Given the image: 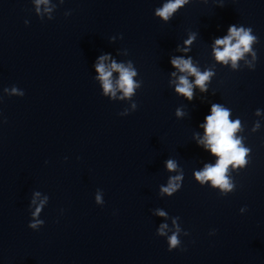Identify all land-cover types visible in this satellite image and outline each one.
Here are the masks:
<instances>
[{
  "label": "clouds",
  "instance_id": "9594fccd",
  "mask_svg": "<svg viewBox=\"0 0 264 264\" xmlns=\"http://www.w3.org/2000/svg\"><path fill=\"white\" fill-rule=\"evenodd\" d=\"M187 0H168L167 3L163 4L162 7L155 10V15L162 18L164 21H168L171 14L174 13L178 8H181ZM63 3V0H61ZM37 12H39V5L48 4V0H36ZM46 11H51L50 8H46ZM69 13H66L68 15ZM27 24L28 22L25 21ZM233 41H235L233 43ZM258 43V38L253 35L252 28L240 26L237 27L236 24L230 25L228 27V35L222 38H217L214 42L213 52L216 61L227 64L231 61L232 68L236 69L238 67L237 61L244 57L245 53H251L253 59H257V53L252 49L253 43ZM186 44L191 43V39L185 41ZM222 46V48L220 47ZM105 56L99 57L100 63L96 64V71L99 73V79L102 81V86L104 94L107 95L111 93L113 97L116 95V91L113 87L112 80L110 79L112 71H118L120 73L119 80L117 81V87L122 90L123 96L121 99L128 97L130 98L134 89L138 87L135 84L133 77L136 75V70L132 68L131 62H129L128 67H125L123 64H117L115 61L112 62L110 68H106L103 60ZM171 64L173 67L179 69L182 73H188L189 75L195 76L194 84L198 86L202 92L207 91L205 82L210 79L214 73L211 70H205L203 72L199 71L192 63V58L184 59L183 57H173L171 59ZM250 68H254L255 65L249 63ZM175 75V73H173ZM193 84L189 83L187 76L181 75L179 77V83L177 84L175 91L178 94H182L187 97L189 100L193 98ZM8 89H5V92H8ZM9 95L23 96L24 92L18 90L17 87H12ZM136 105L133 104V108ZM256 115L261 114V110L257 109L255 112ZM177 115H180L179 111ZM230 110L225 108L223 105L218 103H213L211 105V114L207 115L205 119V124L202 127L205 129V137L203 143L206 148L210 149V152L218 156L215 165L204 166L202 171L195 172V179L201 184H204L206 181H211L213 188H219L222 193L231 192L233 190L234 184L230 183L226 173L228 172L229 165L236 167H243L248 163L245 159L249 148L241 146V139L235 137L236 131L240 128V120L236 119L232 121L229 119ZM260 124L257 121L254 125L253 131L259 129ZM168 170H174L176 164L172 160L166 162ZM182 179V175L174 176L169 179L168 186L162 187L161 191L167 193L169 196H172L174 192H177L181 188V185L177 183ZM96 201L100 202V196H96ZM35 203V201H33ZM43 207V202L41 205L36 207L35 212L32 213L34 222H30L28 227L31 229H37L39 225L44 224V221L35 219ZM243 210V209H242ZM159 215L163 216L164 213L160 212ZM167 225H161L159 230L160 235H164V229ZM168 250L172 251L180 247L181 241L178 239V231L173 232L171 236L168 237Z\"/></svg>",
  "mask_w": 264,
  "mask_h": 264
}]
</instances>
